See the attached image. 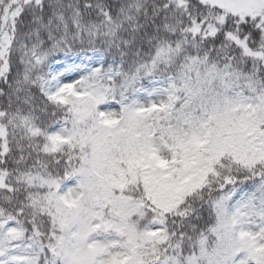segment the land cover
Listing matches in <instances>:
<instances>
[{
  "label": "snow or ice",
  "instance_id": "6c2138e0",
  "mask_svg": "<svg viewBox=\"0 0 264 264\" xmlns=\"http://www.w3.org/2000/svg\"><path fill=\"white\" fill-rule=\"evenodd\" d=\"M0 264H264V0H0Z\"/></svg>",
  "mask_w": 264,
  "mask_h": 264
}]
</instances>
